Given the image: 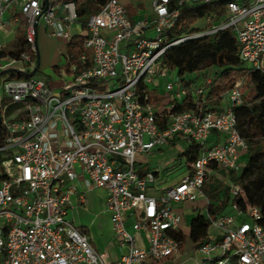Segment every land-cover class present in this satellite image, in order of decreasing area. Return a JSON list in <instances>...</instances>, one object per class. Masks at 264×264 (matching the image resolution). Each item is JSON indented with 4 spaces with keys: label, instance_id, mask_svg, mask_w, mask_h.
<instances>
[{
    "label": "built area",
    "instance_id": "2783aa9c",
    "mask_svg": "<svg viewBox=\"0 0 264 264\" xmlns=\"http://www.w3.org/2000/svg\"><path fill=\"white\" fill-rule=\"evenodd\" d=\"M93 2L96 9L80 15L74 0H0V31L23 34L19 50L4 52L0 44V264H158L177 257L175 206L200 198L208 166L237 171L247 151L234 112L243 104V81L209 100L213 75L196 72L193 107L174 113L186 90L161 57L182 42L230 33L242 65L264 73V0ZM140 2L149 3V15L130 10ZM211 3L221 5V15L206 14L205 29L169 41L183 5ZM40 26L64 44L58 80L29 76ZM75 37L85 51L79 70L67 48ZM212 133L220 140L207 146ZM181 140L195 144L198 157L176 184L157 189V172L136 171L140 159ZM96 189L106 194L115 260L70 217L87 210L86 194ZM260 217L254 206H232L231 214L209 219L215 234L196 248L202 262L195 264H264Z\"/></svg>",
    "mask_w": 264,
    "mask_h": 264
},
{
    "label": "trees",
    "instance_id": "16d2710c",
    "mask_svg": "<svg viewBox=\"0 0 264 264\" xmlns=\"http://www.w3.org/2000/svg\"><path fill=\"white\" fill-rule=\"evenodd\" d=\"M78 13L83 14L91 6L96 9L93 0H74ZM222 14L219 3L183 5L172 29L168 32L169 41H175L184 34L194 33L198 30L193 26L197 20L202 19L206 14ZM21 32L17 33V39L21 42ZM83 39L75 37L68 45L70 62L78 65L79 56L85 53L82 46ZM239 50L235 38L230 33L212 34L202 38L188 40L168 49L161 57V62L170 70L176 72L179 81L186 90V97L181 104L175 106L172 112H184L193 107L190 95V79L186 75L196 72H204L214 69L216 73L207 99H217L222 93L229 89L235 82L243 81V86L247 85L248 93L243 94V104L234 109L237 128L240 137L247 144V151L244 160L241 162L237 174L230 178V186L239 190L236 196L229 194V189L225 191V200H229V205L236 206L241 211H245L247 206H254L260 210L261 217L257 221L258 225L264 227V73L245 68L238 56ZM87 66L90 64L89 55L86 53ZM58 73V68H53ZM37 72V71H36ZM35 72V73H36ZM152 92H150L151 95ZM162 122L167 119V112L161 110ZM172 145V144H171ZM187 166V172L191 171V165L198 157V147L195 144L187 145L180 154ZM216 165L208 166L207 172L212 169L214 175L219 168ZM234 172V171H231ZM210 185H215V180ZM209 191V185L204 183L202 192ZM216 188L212 192L215 193ZM229 195L232 199H229ZM207 217L203 215L195 216L189 223L188 240L195 248L209 241V219H214L217 214L215 206L207 202ZM175 239L180 242L179 248L183 247L187 238L180 231Z\"/></svg>",
    "mask_w": 264,
    "mask_h": 264
},
{
    "label": "rangeland",
    "instance_id": "374dc122",
    "mask_svg": "<svg viewBox=\"0 0 264 264\" xmlns=\"http://www.w3.org/2000/svg\"><path fill=\"white\" fill-rule=\"evenodd\" d=\"M137 10L143 13H151L148 2H140L136 4ZM132 7H130L131 9ZM80 30V26H77ZM198 31L205 29V21L199 19L193 26ZM50 28L44 31L43 27H38L37 34V49L39 54V67L37 72L33 75L36 78H43L50 80H58V73L54 71V67H62L65 65V59L62 56L64 52V44L59 40L48 37ZM9 36L6 34H0V43L5 42V47L3 51L6 52L13 43L9 41ZM0 61V63H4ZM213 72V71H212ZM174 77H176V72H171ZM186 79H190L191 75H186ZM2 88V82L0 81V90ZM247 85H244L243 94L248 93ZM209 146V142H207ZM187 145L182 140L173 146H168L160 150L154 151L152 154L144 157L145 159L140 161L141 169H149L158 173V180L155 184L157 189H166L183 178L187 174V166L183 157L180 154L186 149ZM244 157H242L241 162H243ZM218 169V168H217ZM237 171L231 172L224 169H219L217 174L212 173V169L207 172L206 184L209 185V191L205 194L202 192L200 199L206 207V203L209 202L215 206L217 214H222L226 212V208L229 204V200H225V191L229 189V194L231 190L235 188L230 186V178L236 175ZM215 180V185H210L212 181ZM213 188H216L215 193L212 192ZM147 193L152 195H159L156 190H147ZM105 191L96 189L86 194V200L88 202L87 211L79 210L73 216V222L76 226L80 227L81 231H87L93 240V244L98 251H102L109 247L108 240L110 238V222L109 215L105 212ZM229 199L232 197L229 195ZM197 203V201L185 204L182 210L191 208ZM202 215L206 218V209H203ZM182 214V213H181ZM190 217L182 215L180 223V231L187 238L186 242L183 244L182 248H179L177 257H173L170 260L159 262L158 264H195V262H202V257H200L196 252V248L188 240L189 235V223ZM245 221H249L248 217H244ZM209 234H215V231L211 228L209 229ZM117 248L111 249L109 255L111 259L115 260L118 257Z\"/></svg>",
    "mask_w": 264,
    "mask_h": 264
},
{
    "label": "crops",
    "instance_id": "0c3cea01",
    "mask_svg": "<svg viewBox=\"0 0 264 264\" xmlns=\"http://www.w3.org/2000/svg\"><path fill=\"white\" fill-rule=\"evenodd\" d=\"M135 8H137V6H136V4L130 9V10H133V9H135ZM16 12H17V8H14L13 10H12V12H10L9 14H7L6 16H5V19H7L11 14H16ZM22 24V23H21ZM19 32H21L22 33V30L20 29V30H18V32H12V31H5V30H1L0 31V34H3V35H7V36H9V41L11 42V43H13L12 44V46H10L9 47V49L6 51V52H8V53H12V52H14V51H16V50H19L22 46H21V42L17 39V33H19ZM21 36H22V42H23V34H21ZM36 41H37V38H36ZM2 46H3V48L5 47V42H3V43H0ZM22 45H23V43H22ZM36 45H37V43H36ZM213 71V72H212ZM207 72H209L210 74H212L213 76H214V74L216 73V71L214 70V69H209V70H207ZM173 76V75H172ZM191 79V78H190ZM162 84V83H161ZM159 93H162V87H160L159 88ZM172 98H171V96L170 95H168V96H166V98L163 100V102H164V106H166L168 103H169V101L171 100ZM212 107H216L215 105H213ZM219 137L215 134V133H212L210 136H209V138H208V142H209V145H212V144H216L217 142H219ZM180 141H177V142H175V143H173L172 145H170V146H173L174 144H176V143H179ZM154 151H157V150H154ZM154 151H152L150 154H152ZM149 154V155H150ZM142 159H140L138 162H137V164H136V171L139 173V174H144V173H146V172H149V171H152V170H149V169H141L140 168V161H141ZM156 177H157V179H158V174L156 175ZM183 206L184 205H177V206H175V210H176V212H178L179 213V210H181V208H183ZM206 206H207V203H206ZM203 209H206V207H205V205H204V203L202 202V200L199 198L198 200H197V203L194 205V206H192L190 209L189 208H187L185 211L184 210H182V214L181 213H179L180 214V216H181V218H182V215H185V216H189L191 219H190V221L195 217V216H197V215H202V210ZM79 210H84V209H79ZM79 210H77L76 211V213L79 211ZM84 211H87V210H84ZM232 213V209H231V207H230V205L228 204V206H227V208H226V212L225 213H222V214H231ZM222 214H220V215H222ZM110 224V223H109ZM80 228V227H79ZM84 233L90 238V241H91V243L93 244V240L91 239V236L88 234V232L87 231H84ZM108 244H109V247H107V248H105L104 250H102V251H110L111 249H114L115 247H114V242H113V239H112V233H111V229H110V238H109V240H108ZM93 246H94V244H93ZM95 247V246H94Z\"/></svg>",
    "mask_w": 264,
    "mask_h": 264
},
{
    "label": "water",
    "instance_id": "95a60500",
    "mask_svg": "<svg viewBox=\"0 0 264 264\" xmlns=\"http://www.w3.org/2000/svg\"><path fill=\"white\" fill-rule=\"evenodd\" d=\"M38 67H39V54L37 53L35 67H34L32 73L29 74V76L34 75L35 72L38 70ZM0 75H2V73Z\"/></svg>",
    "mask_w": 264,
    "mask_h": 264
}]
</instances>
